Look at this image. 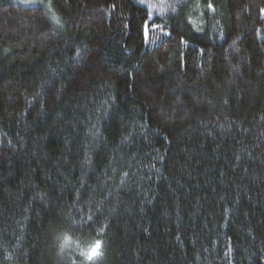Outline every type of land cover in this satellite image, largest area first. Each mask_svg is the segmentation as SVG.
<instances>
[{
  "label": "trees",
  "instance_id": "16d2710c",
  "mask_svg": "<svg viewBox=\"0 0 264 264\" xmlns=\"http://www.w3.org/2000/svg\"><path fill=\"white\" fill-rule=\"evenodd\" d=\"M261 8L0 0V264H264Z\"/></svg>",
  "mask_w": 264,
  "mask_h": 264
},
{
  "label": "snow or ice",
  "instance_id": "6c2138e0",
  "mask_svg": "<svg viewBox=\"0 0 264 264\" xmlns=\"http://www.w3.org/2000/svg\"><path fill=\"white\" fill-rule=\"evenodd\" d=\"M260 13L262 15H264V8H261L260 9ZM100 247H101V245L99 243H97L96 246L92 248L91 253H90V256H89L90 259L92 257H95L99 253Z\"/></svg>",
  "mask_w": 264,
  "mask_h": 264
},
{
  "label": "rangeland",
  "instance_id": "374dc122",
  "mask_svg": "<svg viewBox=\"0 0 264 264\" xmlns=\"http://www.w3.org/2000/svg\"><path fill=\"white\" fill-rule=\"evenodd\" d=\"M18 3L24 4V5H32L35 4L37 2H41L43 0H15Z\"/></svg>",
  "mask_w": 264,
  "mask_h": 264
},
{
  "label": "clouds",
  "instance_id": "9594fccd",
  "mask_svg": "<svg viewBox=\"0 0 264 264\" xmlns=\"http://www.w3.org/2000/svg\"><path fill=\"white\" fill-rule=\"evenodd\" d=\"M236 39H239V37H237ZM235 45V40L232 42L231 45H229V47H233ZM237 51H239V48L236 49Z\"/></svg>",
  "mask_w": 264,
  "mask_h": 264
}]
</instances>
